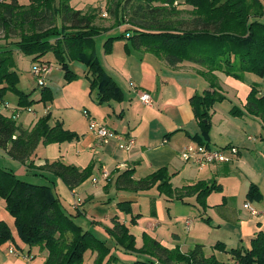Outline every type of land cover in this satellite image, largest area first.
<instances>
[{"label":"trees","instance_id":"trees-1","mask_svg":"<svg viewBox=\"0 0 264 264\" xmlns=\"http://www.w3.org/2000/svg\"><path fill=\"white\" fill-rule=\"evenodd\" d=\"M114 5L107 8L125 25L124 35L107 38L106 52L113 40L128 35L136 50H143L163 59L174 68L188 62L201 68L199 74L207 81L210 90L194 95L190 106L200 129L192 136L198 144L208 140L210 109L225 97L215 73L241 80L246 73L264 79V6L261 0H108ZM107 2V3H108ZM184 7L183 9H180ZM98 10L88 12L72 9L66 0H31L27 6L17 0L0 1V30L4 39L16 41L0 44V101L6 95L16 97V108L11 116L0 112V149L10 159L33 168V156L39 144H61L78 138L77 134L63 128L61 123L49 125L50 114L40 117L30 129H24L15 121L16 110H28L36 103L53 101L49 87L42 86L38 100L31 93L20 91L19 76L15 70L14 52L32 58L33 64L48 65L41 57L52 53L62 69L65 82L70 83L77 75L69 64L77 61L87 68L90 93L95 91L97 103L121 101L122 92L107 76L96 59L93 38L109 28L95 24ZM57 16L61 17V28L56 27ZM68 62V63H67ZM245 111L264 122V89L260 94L255 86L246 98ZM232 115H241L232 110ZM15 115V116H14ZM207 146V145H206ZM40 170L45 175L59 178L73 190L91 177L92 166L79 169L62 161H45ZM133 170L118 173L111 181L116 190L128 192L148 191L156 187L167 201H183L195 197L196 203L205 210V199L220 191L215 182H197L193 185L174 188L166 168L138 180L133 179ZM247 198L260 197L255 185H250ZM0 201L11 215L21 241L32 247L41 245L47 251L44 264H84V254L94 255L92 264H115L119 261L111 249L133 255L130 264H264V231L251 239L249 248L225 249L217 242L213 249L229 255L227 263L215 255L206 256L204 246L197 244L182 253L178 247L168 249L157 240L142 234V246L136 247L135 237L129 226L135 225L139 215H133L129 201L117 203L119 212L130 215L128 225L111 219V227L105 228L108 240L83 229L74 220L76 216L65 210L50 185H38L18 178L10 169L0 166ZM208 222L209 218H203ZM12 240L8 227L0 221V244ZM230 261V262H229Z\"/></svg>","mask_w":264,"mask_h":264},{"label":"crops","instance_id":"crops-1","mask_svg":"<svg viewBox=\"0 0 264 264\" xmlns=\"http://www.w3.org/2000/svg\"><path fill=\"white\" fill-rule=\"evenodd\" d=\"M261 1L264 6V0ZM147 53L149 52L142 54L139 60L133 58L134 64L128 62L126 66L128 65L129 68L114 67L110 70L111 75L128 74L125 83L120 81L122 85L118 84L123 94L120 102L109 101L99 104L96 97L94 102L96 104L90 102V106L98 105V108H101L98 113H95L100 118V121L97 120L98 123L100 122L125 139L132 138L134 144L131 147L123 149L121 147L123 142L116 139L107 144L99 143L94 132L88 128L85 117L81 122L69 116L68 126L65 124V118L60 117L61 121H55L52 124L49 121V125L61 123L64 129L77 134L76 140L61 144H39L33 156V168L29 170L7 157L0 149V155L7 166L3 168L12 170L22 180L29 178L32 183H36L41 177L47 180V184L51 186L65 210L76 216L75 222L83 229L108 240L109 246H112V241L103 230V226L110 228L111 219L114 216L128 225L130 215L119 212L117 203L129 201L132 214L139 215L135 226L131 229L129 227L135 240L136 234L145 233L168 249L178 247L182 253L200 244L204 246L206 256L215 255L218 259L222 256L227 260L228 254L213 249L217 242L223 243L226 250L249 248L255 234L264 231V219L252 216L247 209H240V204L248 201L252 208L255 207V210L264 213V122L259 117L248 114L244 108L251 86H254L253 80L248 78L252 74L246 73L242 76V81L239 80L241 82H237L238 80L235 82L231 77L215 73L220 87L218 92L225 97L221 103L217 104L227 102L231 104L224 108L217 104L212 107L210 110L212 131L208 134V140L201 141L210 149L236 147L239 154L229 163L200 167L185 163L180 157V152L186 145H202L192 139V136L200 131L195 123L190 99L194 95L210 90L208 83L203 77L205 82L202 84L198 81L191 83L183 79V77L187 78V73L195 71L199 73L201 68L195 64L187 62L188 64L181 63L171 68L163 59ZM144 65L145 68H143ZM158 67L164 71H157ZM50 73L51 71L45 74L44 78ZM87 76H89L87 73H83V76L77 75L74 82L77 83L83 79V82H79L81 87L88 88ZM111 78L116 82V79L112 76ZM246 79L249 81L247 84L243 83ZM241 83L244 89L237 99ZM261 86L257 88L260 94L263 93L264 82ZM143 92L150 95L151 106H145L139 100L138 95ZM9 95L5 96L4 101L10 103ZM13 107H16V104ZM166 109L172 113L170 117L165 116ZM14 110V108L12 111L8 109L6 110L8 113L4 115L11 116ZM232 110H239L241 115H232ZM21 111L25 110H16L15 121ZM47 112L49 113V110H44L40 117ZM40 117H37L29 127L19 126L30 129ZM94 118L92 117L91 120ZM192 126H196V130L191 129ZM250 129L254 133L249 132ZM213 130L216 132L213 133ZM57 160L79 169L92 166L91 177L70 190L61 179H53L51 175H45L46 173L40 170L45 161ZM160 168L167 169L174 188L203 181L215 182L221 190L207 196L205 199L207 208L203 210L196 203L195 197H188L183 201H167L158 193L156 187L133 193L116 190L112 181L107 187L106 181L100 178L101 174H107L108 179L113 180L118 173L133 170V179L138 180ZM99 178L100 181L97 180ZM177 178L181 181L180 184H174ZM94 180L97 182H93ZM250 185L256 186L260 197L254 200L247 199ZM142 197L149 201V208H146L149 210L146 211L148 213H145L142 206L137 204ZM1 203L4 206L2 201ZM2 216L0 221L6 218L4 213ZM203 218H209V221L206 222ZM187 221H190L188 229H186ZM134 228L136 230L133 233ZM141 246L142 244L137 248ZM111 253L119 259L115 264H130L134 261L133 256L123 254L114 248L111 249Z\"/></svg>","mask_w":264,"mask_h":264},{"label":"rangeland","instance_id":"rangeland-1","mask_svg":"<svg viewBox=\"0 0 264 264\" xmlns=\"http://www.w3.org/2000/svg\"><path fill=\"white\" fill-rule=\"evenodd\" d=\"M0 1H2V0H0ZM17 1H18L19 5L27 6L30 4L31 0H17ZM66 1H67L68 5L74 10H80L82 12H88L91 9H95V10L99 11L95 24L97 26H99L100 28H109V30L104 31V32H102L101 35H98L97 37L93 38L94 55H95L96 59L99 61L100 66L102 68V71L107 76H109L110 78L112 76L113 79H116V82H118V83H116L115 81L114 82L117 85L119 84L121 86L122 84L120 83V81L125 83L128 74L123 75V74L118 73L116 75H111L110 70L113 69L114 67L116 69H118V68L119 69L120 68H123V69L129 68L128 65L126 66V64L128 62H131L132 64H134L135 60L133 58H137V60H139L140 57L142 56V54H145L146 52L145 53H142V52L138 53L136 51V49L133 48L130 40H128L124 37L113 40V42L111 43V46H110V50H108V52H106V49L104 48V42L106 41V39L110 38V37H116V36L124 35V33L126 31V26L125 25H119V23H118L119 20L117 21V19L110 13V11L108 9H106V7L107 8H113L114 7V5L111 4L110 2H108V0H66ZM115 1H118V0H115ZM56 4H58V0H56ZM183 8L184 7H181L180 9H183ZM56 27L61 28V17L60 16H57ZM4 35H5L4 32H2L0 30V44H4L6 42H13V41L17 40V38H10L8 40H5ZM115 42H117V43L113 46V44ZM147 54H150V53H147ZM154 57H156V56H154ZM14 60H15V65H16L15 70L19 76V84H18L17 88L24 93H31L30 98L32 100L38 99L40 97V94L42 91V86H38L37 78L34 77L31 73L32 64H33L32 58L28 57V56H23L20 53L14 52ZM40 60L42 62H48L49 66L52 68L51 73L48 74L46 76V78H44V79H45L46 87H49L50 90L52 91L53 101L50 103H47V104L36 103V104H33V106L31 108H29L28 110L19 112L18 118L16 119V123L18 125H22L24 127H29L31 124H33V122L36 120L37 117H40L42 115L44 110H46V111L49 110V114L51 113L50 124L54 123L55 121H61L60 117H63V118H65L66 126H68L69 125V121H68L69 116H72V118H74L75 121L81 120V122H82V118H84V117L87 118L88 128H89V122L92 119V117H95L93 120L96 119L95 121H97V120L100 121L99 116L95 113H98V111H100L101 108H98V105H92V104H96V103H94L96 101L95 100L96 93H95V91H93L92 93H89L90 92L89 81L87 83L88 88L87 87H81L82 85L79 82H83V79L79 82L76 81L77 83H75L74 81H73L74 83L73 82H70V83L65 82V80L63 78L64 72L57 65L56 57L52 53H47L45 56L41 57ZM183 63L186 64L187 62H183ZM69 67L73 73H75L79 76L80 75L83 76V73H88L85 65L80 63V62H77V61L70 63ZM143 68H145V65L143 66ZM118 71L120 72V70H118ZM122 71H127V70H122ZM157 71L162 72V71H164V69H161L158 67ZM187 74H188L187 78L183 77V79H185L187 82L192 83V82L198 81L201 84H202V82H205L202 79V76H200V74L197 71L187 73ZM252 76H254L255 78ZM248 78L250 80H253L252 83L257 88L260 87L261 84H263V82H264V79L257 77L253 74L251 76H249ZM233 81L236 82L237 79L234 80V78H233ZM241 81L238 80L237 82H241ZM247 82H249V81H247V79L243 81V83H246V84H247ZM242 86H243V84L241 83V87H239V89H238L237 99H239V97H240L239 95L243 92L244 88ZM138 98H139V95H138ZM9 101H10V103L3 101V104L0 105V112L1 113L7 114L8 109L12 111V108H14V109L16 108V107H13L16 104V97L13 96L12 94L9 95ZM90 102L92 103L91 106H90ZM117 102H120V101H117ZM5 104L8 105V109H6L4 107ZM230 104H231L230 102H227V103L217 104V106L224 108L226 105H230ZM48 106H50V108L51 107L52 108L51 109L47 108ZM213 106H216V105L214 104ZM88 110L90 113H92L91 115L88 114L89 113V112H87ZM164 113H165V116H167V117H170L172 115V113L168 109H166ZM196 126H198V125H196ZM196 126H192L191 129L196 130ZM197 128H199V127H197ZM199 131H200V129H199ZM211 131L212 130L210 127L208 130V134H210ZM214 132H216V130H213V133ZM249 132H253V130L250 129ZM231 148H233V146H226V147H223L221 149L224 152H229ZM0 166L1 167H7L5 162H4L3 157L1 155H0ZM101 177L103 179V174L100 175V178ZM100 178L97 180L100 181ZM97 180L93 181V182L96 183ZM24 181L30 182L31 180H29V178H27V179H24ZM108 181H110V180H107L106 183H108ZM36 183L38 185H48L47 180L43 179L42 177L39 178ZM180 183H181V181L179 180V178L174 180V184H180ZM244 203L245 202H242L240 204V209L244 208ZM246 203H248V201ZM137 204H140V206H142L141 208L143 209V211H145V213H148V212H146V211H149L146 209V208H149V201L148 200H146L142 197L141 201L140 202L138 201ZM3 213L6 216V218L2 219L1 221L8 227L10 234H11V237H12V240H10L6 243L0 244V264H44L45 259L47 257V251L39 244L34 245L32 247H29L21 241V239L18 236L17 229L14 225V221H13L11 215L6 211V209L4 208V206L2 205V203L0 201V218L3 217L2 216ZM148 218H149V216H148ZM103 225H105V224H103ZM132 226H135V225L129 226L130 229L132 228ZM103 230L105 231V226H103ZM134 230H136V229L134 228L132 230L133 233H134ZM97 236L100 237V235H97ZM142 242H143L142 235L136 234V240H135L136 247H138V245L142 244ZM11 249H12V251H11ZM19 257L22 259L23 262L21 261V259ZM93 259H94V255L92 256L90 252H86L84 254V264H92ZM219 260H222V261H224V263H227V260L225 258H223L222 256H219Z\"/></svg>","mask_w":264,"mask_h":264},{"label":"built area","instance_id":"built-area-1","mask_svg":"<svg viewBox=\"0 0 264 264\" xmlns=\"http://www.w3.org/2000/svg\"><path fill=\"white\" fill-rule=\"evenodd\" d=\"M125 37L127 38L128 35H126ZM51 70L52 68L48 65L34 64L32 66L31 73L34 77L37 78V83L39 85H44L45 84L44 76L45 74L49 73ZM139 100L145 106L152 105V99L148 93L145 92L141 93L139 95ZM0 105H2L1 101H0ZM4 107L8 109L7 104H5ZM89 129L92 132H94L97 141L101 144H107L109 141L114 139L123 142L121 146L123 149H128L134 144V140L132 138L125 139L123 136L116 134L115 131L109 129L108 127H106L101 123L96 122L95 120H91L89 122ZM238 154L239 151L235 147L231 148L229 152H224L222 149H210L206 145H186L181 150L180 157L185 163H192L197 166L203 167L213 164L229 163L233 161L238 156ZM103 180L104 181L108 180L107 174H103ZM244 209H247L252 216L260 217L264 219V213L259 212L254 208H252L249 203L244 204ZM189 222L190 221L186 222V229H188L189 227L190 224Z\"/></svg>","mask_w":264,"mask_h":264}]
</instances>
